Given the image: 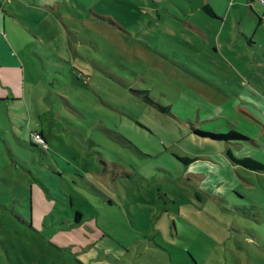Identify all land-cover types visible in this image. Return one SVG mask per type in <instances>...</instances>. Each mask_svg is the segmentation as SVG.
Here are the masks:
<instances>
[{
  "label": "rangeland",
  "instance_id": "rangeland-1",
  "mask_svg": "<svg viewBox=\"0 0 264 264\" xmlns=\"http://www.w3.org/2000/svg\"><path fill=\"white\" fill-rule=\"evenodd\" d=\"M29 1L0 0V264H264V173L232 161L264 166V6Z\"/></svg>",
  "mask_w": 264,
  "mask_h": 264
},
{
  "label": "trees",
  "instance_id": "trees-1",
  "mask_svg": "<svg viewBox=\"0 0 264 264\" xmlns=\"http://www.w3.org/2000/svg\"><path fill=\"white\" fill-rule=\"evenodd\" d=\"M253 1L259 2L260 0H251V2H253ZM260 4H262V3H260ZM202 11L205 14H207L208 16H210V17H215V13H214L213 9L210 7L209 4L204 5L202 7ZM194 133L196 135H198L199 137H201V138H208V139L215 140V141H224L226 143H234V144H237V145L240 144L239 142L247 140V138L243 134H241V133H239L237 131H234V130L229 131L228 133H225V134H220V133H214V132H205V131H201V130H197L196 129V130H194ZM34 134L39 135L42 138L44 143L36 142L35 139L33 138ZM30 139H31V145H33L35 147L39 146L43 150H47L48 144H47L46 138L42 135V133H40V132H32L31 135H30ZM232 161L234 163L238 164V165L239 164L242 165L246 169H253V170H256V171H264V166L263 165L255 162V161H252L250 159H247V158L240 159V160H235V159L232 158ZM53 174L54 173H52V175ZM36 178H38V177H36ZM79 217H80V215H79V213H77L76 214V218H75L77 223L79 222Z\"/></svg>",
  "mask_w": 264,
  "mask_h": 264
},
{
  "label": "crops",
  "instance_id": "crops-1",
  "mask_svg": "<svg viewBox=\"0 0 264 264\" xmlns=\"http://www.w3.org/2000/svg\"><path fill=\"white\" fill-rule=\"evenodd\" d=\"M19 2H21L22 0H18ZM46 1H49V0H30L29 2H31V5H35L37 8H40V10H44V8H47V6H48V3L46 2ZM34 2H35V4H34ZM36 2H38V3H36ZM40 3V4H39ZM6 15H8L9 17H12V16H10L9 14H5V16L2 18V22L5 20L6 21ZM1 16V15H0ZM13 17H15V16H13ZM16 18V17H15ZM13 19V18H12ZM14 21V20H13ZM6 25V23L5 24H3V26H5ZM0 40H1V42L3 43V44H5L6 42H5V38L3 37V36H1L0 35ZM2 47H5V46H2ZM4 48H2V50H3ZM3 53H5V54H7V51H4ZM1 61H2V59H1V57H0V68H10L9 66H11V67H15L16 65H17V63H11L12 61L11 60H7V63H4V64H2L1 63ZM3 62H4V60H3ZM32 132H40V133H42V135L45 137V135H44V133H43V131L42 130H35V131H32ZM31 132V133H32ZM46 138V137H45ZM230 144H232V143H230ZM234 144V143H233ZM234 145H237V144H234ZM229 153L231 154V152L229 151ZM249 170H251V171H256V170H253V169H249ZM257 172H262V173H264V171H257ZM38 178L37 179H39V180H41L42 178H41V176L39 175V176H37ZM44 178H46V179H48V180H53L54 181V177L52 176V173H50L49 171H48V173L47 172H44V176H43ZM55 182V181H54ZM43 184V183H42ZM44 185V187H45V189L46 188H48L47 186H46V184H43ZM62 233H64V232H62ZM78 233H83V232H78ZM82 235H84V234H82Z\"/></svg>",
  "mask_w": 264,
  "mask_h": 264
},
{
  "label": "built area",
  "instance_id": "built-area-1",
  "mask_svg": "<svg viewBox=\"0 0 264 264\" xmlns=\"http://www.w3.org/2000/svg\"><path fill=\"white\" fill-rule=\"evenodd\" d=\"M260 1H261V2H260ZM260 1H259V2L262 3V4L264 5V0H260ZM33 138H34L35 141L38 142V143H44L43 140H42V138H41L39 135H37V134H34V135H33Z\"/></svg>",
  "mask_w": 264,
  "mask_h": 264
}]
</instances>
